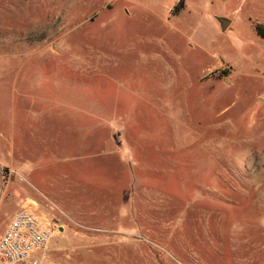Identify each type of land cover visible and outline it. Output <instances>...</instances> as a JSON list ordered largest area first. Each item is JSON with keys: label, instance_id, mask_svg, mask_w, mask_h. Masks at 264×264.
I'll list each match as a JSON object with an SVG mask.
<instances>
[{"label": "rangeland", "instance_id": "rangeland-1", "mask_svg": "<svg viewBox=\"0 0 264 264\" xmlns=\"http://www.w3.org/2000/svg\"><path fill=\"white\" fill-rule=\"evenodd\" d=\"M261 44L264 0H0V236L25 207L64 264H264Z\"/></svg>", "mask_w": 264, "mask_h": 264}, {"label": "built area", "instance_id": "built-area-1", "mask_svg": "<svg viewBox=\"0 0 264 264\" xmlns=\"http://www.w3.org/2000/svg\"><path fill=\"white\" fill-rule=\"evenodd\" d=\"M55 228L28 208L16 210L0 236V264H64L51 256Z\"/></svg>", "mask_w": 264, "mask_h": 264}, {"label": "water", "instance_id": "water-1", "mask_svg": "<svg viewBox=\"0 0 264 264\" xmlns=\"http://www.w3.org/2000/svg\"><path fill=\"white\" fill-rule=\"evenodd\" d=\"M218 22L220 23V27L222 30H226L227 26L229 25L230 21L226 18L223 17H218L217 18ZM263 50H264V45L261 44Z\"/></svg>", "mask_w": 264, "mask_h": 264}]
</instances>
